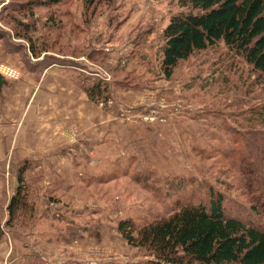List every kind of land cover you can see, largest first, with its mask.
Returning <instances> with one entry per match:
<instances>
[{
    "label": "rangeland",
    "instance_id": "rangeland-1",
    "mask_svg": "<svg viewBox=\"0 0 264 264\" xmlns=\"http://www.w3.org/2000/svg\"><path fill=\"white\" fill-rule=\"evenodd\" d=\"M183 9L179 0L91 7L86 0H0V63L21 72L5 77L0 121L14 120L23 107L17 92L23 84L9 82H35L53 66L65 80L45 82L64 83L69 92L74 76L89 103L107 115L89 120L104 130L99 139L95 132L88 139L80 121L67 124L72 161L51 171L58 173L50 185L41 174L33 178L40 193L36 202L30 197L33 215L22 226L10 223L9 204L26 155L14 154L9 125L0 127L9 148L0 161V264H150L153 258L127 242L119 222L139 227L186 205L209 207L213 194H221L228 216L264 229V75L220 42L166 79L163 31ZM14 19L33 26L36 38L58 40L62 33L65 39L33 57L29 42L15 37ZM98 79L110 85L111 107L99 106L102 98L86 90Z\"/></svg>",
    "mask_w": 264,
    "mask_h": 264
},
{
    "label": "trees",
    "instance_id": "trees-1",
    "mask_svg": "<svg viewBox=\"0 0 264 264\" xmlns=\"http://www.w3.org/2000/svg\"><path fill=\"white\" fill-rule=\"evenodd\" d=\"M112 1L86 0V3L91 7ZM179 3L183 11L173 15L163 31L165 43L160 64L166 79L174 76L182 61L220 42L264 75V0H179ZM14 20L15 37L29 42L33 57L47 53L55 46L53 42L65 39L60 37L62 33L58 40H50V36L36 38L33 26ZM69 43L72 45L73 41ZM92 56L88 55L91 59ZM85 85L91 98L107 97L110 91V85L101 79ZM30 164L25 160L18 169V186L9 204L10 223L15 226H22L31 218L34 208L29 205L30 197L36 202L40 193L39 181L27 177ZM219 196L215 199L212 195L209 207L186 205L167 219L139 227L122 220L118 230L130 245L150 254L153 258L150 264H264V229L228 216Z\"/></svg>",
    "mask_w": 264,
    "mask_h": 264
},
{
    "label": "crops",
    "instance_id": "crops-1",
    "mask_svg": "<svg viewBox=\"0 0 264 264\" xmlns=\"http://www.w3.org/2000/svg\"><path fill=\"white\" fill-rule=\"evenodd\" d=\"M19 63L22 62L16 61L12 64L16 66ZM62 72L61 69L55 70L53 66L46 68L37 78L36 83L33 82V79L30 81L29 77H26L24 83L9 82L10 85L8 86L12 88L18 84H23L17 90L19 92L18 102H21L19 106L22 104L23 107L14 120L2 119L0 121V127L6 124L9 125L10 135H12L10 148L16 147L14 154H25L26 160L31 159L36 164L35 168L28 170L27 177L33 180L36 175L41 174L43 178H46L48 185H50V177L58 173L55 172L51 175V171H60L65 167L66 162L72 161L73 155L65 148L67 124L80 121L89 129L88 139L93 137V132L96 134L94 138L99 139L102 137L104 130L103 132L100 131L95 126L98 123L92 124L89 123V120L95 114H101L99 117H107L103 112L104 110H100L99 107L89 103L87 94L73 81L74 76L72 81L70 80L72 84L69 86V92H67L64 83L45 82L50 76H53L54 80L56 76L64 79ZM42 89H44L43 92H41ZM18 102L13 104V108L16 105L18 108ZM10 103L9 100L8 105H5L9 106ZM11 113L12 111L9 112V114ZM107 125H109V122ZM4 147L5 150H3ZM4 147L0 130V161L3 160V155L9 152V148H6L7 145L4 144ZM96 149L99 150L98 147ZM16 178L15 183H18ZM38 181L40 184V180Z\"/></svg>",
    "mask_w": 264,
    "mask_h": 264
},
{
    "label": "built area",
    "instance_id": "built-area-1",
    "mask_svg": "<svg viewBox=\"0 0 264 264\" xmlns=\"http://www.w3.org/2000/svg\"><path fill=\"white\" fill-rule=\"evenodd\" d=\"M0 72L6 77L18 78L21 74L20 70L14 67L9 66L5 63H0ZM98 105L101 107H111L114 104V99L111 97L98 99ZM127 111H123L122 115L126 116ZM77 135L74 137L76 138Z\"/></svg>",
    "mask_w": 264,
    "mask_h": 264
},
{
    "label": "water",
    "instance_id": "water-1",
    "mask_svg": "<svg viewBox=\"0 0 264 264\" xmlns=\"http://www.w3.org/2000/svg\"><path fill=\"white\" fill-rule=\"evenodd\" d=\"M8 81L7 79L5 78V76L0 72V91L3 87L4 84H6Z\"/></svg>",
    "mask_w": 264,
    "mask_h": 264
}]
</instances>
